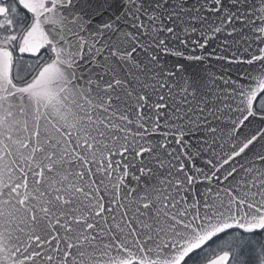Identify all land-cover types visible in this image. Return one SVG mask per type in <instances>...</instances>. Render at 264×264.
<instances>
[{"label": "snow or ice", "instance_id": "obj_1", "mask_svg": "<svg viewBox=\"0 0 264 264\" xmlns=\"http://www.w3.org/2000/svg\"><path fill=\"white\" fill-rule=\"evenodd\" d=\"M0 264H264V0H0Z\"/></svg>", "mask_w": 264, "mask_h": 264}]
</instances>
